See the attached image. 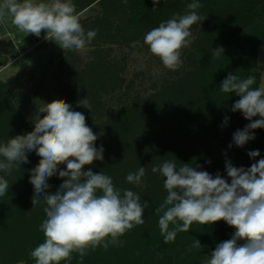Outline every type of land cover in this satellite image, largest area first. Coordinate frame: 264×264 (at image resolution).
Returning <instances> with one entry per match:
<instances>
[{"label": "clouds", "instance_id": "clouds-1", "mask_svg": "<svg viewBox=\"0 0 264 264\" xmlns=\"http://www.w3.org/2000/svg\"><path fill=\"white\" fill-rule=\"evenodd\" d=\"M152 3L155 11L161 0ZM201 6L193 0L186 5L184 14H174L144 36L151 54L166 69L176 71L182 67L183 50L195 39L191 28L206 19L197 12ZM8 23L37 37L44 30L45 39L54 40L64 51L83 52L97 35L95 30L84 29L73 0H0V25ZM223 51L222 47L212 49V58L218 59ZM255 82L254 75L241 78L229 73L220 86L221 92L240 97L232 111H240L252 121L234 133L233 141L238 147L255 139L253 130L264 128V84L253 88ZM78 105L91 111L87 97ZM257 116L260 119L253 121ZM227 122L225 117L224 124ZM97 139L83 112L66 100L56 99L37 107L33 131L0 143V173L5 174L0 176V197L7 195L10 187L5 176L29 162L27 153L35 151L40 157L30 175L34 187L32 209L43 203L45 213L39 225L44 240L28 253L35 264H61L70 261L73 253L82 260L89 250L123 246L120 238L145 223L144 212L149 205L141 202L137 192L117 188L112 177L103 172L85 171L86 165L104 159L103 147L95 146ZM248 155L254 159L260 153L254 150ZM62 164L66 168L58 167ZM57 172L63 183L56 192L49 193L48 179ZM151 172L164 178L167 192L155 210L165 244L175 242L178 233L189 232L194 223L212 225L223 220L236 231L231 239L219 243L203 264H264V159L247 169L226 162L230 183L219 173L213 177L191 164L177 167L172 160L153 165ZM145 176L146 168L140 166L126 175V181L146 188ZM240 240L245 242L238 244ZM192 248H201L198 239L189 251Z\"/></svg>", "mask_w": 264, "mask_h": 264}, {"label": "trees", "instance_id": "trees-1", "mask_svg": "<svg viewBox=\"0 0 264 264\" xmlns=\"http://www.w3.org/2000/svg\"><path fill=\"white\" fill-rule=\"evenodd\" d=\"M191 2L193 0H161L153 11L152 0H127L126 4L123 0H98L97 3L103 9V18L95 22L101 24L100 28L95 30V23L90 28H85L83 20L80 19V22L86 31L99 30L97 33L100 40L108 38L128 43L145 36L174 14H184L186 5ZM198 2L202 6L197 12L211 17L213 23L206 29V36L200 40L202 45L197 61L200 66L197 70L142 102L122 109L113 119H108V128L103 129L101 124L89 125L98 136L95 146L97 149H104V159L86 165L85 171L103 172L112 177L117 188L137 192L141 202L149 205L144 212L145 223L120 238L124 242L123 246H109L107 251L99 247L94 251L89 250L82 260L78 253H73L70 261L61 264H202L209 252L234 235L236 229L223 220L212 225L194 223L189 232L178 233L175 242L165 244L158 227L159 217L155 214L167 192L163 187L164 178L151 172L153 165L164 160L174 161L177 167L191 164L213 177L219 173L230 183L226 162L230 161L234 167L247 169L264 159V128L253 130L254 140L248 141L243 147L236 146L233 141L234 133L243 130L252 121L245 119L242 112L232 111L239 96L220 91V86L229 73L241 78L254 75L256 82L253 88L260 83L261 76L256 67L257 48L264 45V0ZM73 3L80 4V1L73 0ZM246 30L247 35L242 39ZM220 47L224 49L223 54L218 59L212 58V49ZM102 67L100 64L94 67L88 78L90 80L86 79L88 84L98 80L101 75L98 68ZM225 117H228L226 125ZM256 119L260 117H253V121ZM134 150L142 153V157L132 161L131 154ZM254 150H259L260 155L253 159L248 153ZM39 160H31L29 169L20 166L11 175L5 176L10 187L8 194L0 197V241L3 243L8 242V235L11 236L10 230L13 227L10 228V225L20 217L19 212L14 210L17 207L14 208L13 205L8 209L5 206L16 201L19 191L26 192L28 188H34L30 183L31 169ZM140 166L146 168V188L136 187L126 181V175L137 171ZM58 167L63 169L66 165ZM62 183L57 172L48 179L47 190L54 193ZM33 214L42 217L39 212ZM25 217L24 215L22 219ZM195 239L200 241L201 248L189 251ZM32 240L31 243L34 244ZM237 243L243 244V240ZM28 246L26 250L23 249L26 255L22 260L16 259L14 252L15 259L5 260V263L19 264L24 261L25 264H35L28 255L33 247L30 244ZM158 246L167 254L173 248L174 260L171 261L170 256L158 260L154 254Z\"/></svg>", "mask_w": 264, "mask_h": 264}, {"label": "rangeland", "instance_id": "rangeland-1", "mask_svg": "<svg viewBox=\"0 0 264 264\" xmlns=\"http://www.w3.org/2000/svg\"><path fill=\"white\" fill-rule=\"evenodd\" d=\"M79 1L80 4L74 5L86 25L85 28H90L93 23L95 30L100 28L101 24L95 22L103 18V9L97 3L98 0ZM198 14L206 19L192 26L191 31L195 39L183 50V65L176 71L166 69L160 59L151 54L149 47L144 43V36L126 43L108 38L100 40L97 33L85 51L77 52L64 51L54 40L52 43L51 40H46V33L37 37L19 31L11 23L0 25V39L12 38L16 45L8 53H0V143L33 131L37 107L42 102L66 100L74 109L83 112L88 126L101 124L102 128L106 129L108 119H113L122 109L142 102L183 76L195 72L200 66L197 62L202 45L200 40L206 36V29L213 23V19L206 17L205 13L198 11ZM246 35L247 30L242 39ZM257 51L256 71L261 76L258 85L260 87L264 84V46H259ZM99 64L103 65L98 68L101 75L98 80L88 84L86 79L90 78V72ZM85 97L92 105L91 111L78 105V101ZM43 115L40 114L41 118ZM27 155L29 162L22 163L21 167L29 169L30 161L40 157L35 151ZM138 157H142V153L134 150L131 160ZM46 191L51 193L47 189ZM19 192L16 201L5 206L8 209L13 205L14 208L17 207L14 210L19 212L20 217L12 224L9 221L10 228H13L10 230L11 236L8 235V242L0 241V264L9 259L12 261L15 255L16 259L22 260L26 255L24 248L26 250L29 244L34 248L44 240L43 233L39 231V225L45 218L43 203L40 207L32 209L34 188ZM35 212H39L42 217L34 216ZM24 215L26 217L23 220ZM154 254L158 260L170 256L172 261L175 257L173 248L167 254L160 246L155 249ZM210 254L211 252L203 262Z\"/></svg>", "mask_w": 264, "mask_h": 264}, {"label": "water", "instance_id": "water-1", "mask_svg": "<svg viewBox=\"0 0 264 264\" xmlns=\"http://www.w3.org/2000/svg\"><path fill=\"white\" fill-rule=\"evenodd\" d=\"M41 33H45L44 30L41 31ZM51 43L53 42V40L50 41ZM16 45L13 41L12 38H9V39H5V38H2L0 39V50L5 54V53H8V51L10 49H13L15 48Z\"/></svg>", "mask_w": 264, "mask_h": 264}, {"label": "flooded vegetation", "instance_id": "flooded-vegetation-1", "mask_svg": "<svg viewBox=\"0 0 264 264\" xmlns=\"http://www.w3.org/2000/svg\"><path fill=\"white\" fill-rule=\"evenodd\" d=\"M0 53H2V51H0Z\"/></svg>", "mask_w": 264, "mask_h": 264}, {"label": "crops", "instance_id": "crops-1", "mask_svg": "<svg viewBox=\"0 0 264 264\" xmlns=\"http://www.w3.org/2000/svg\"><path fill=\"white\" fill-rule=\"evenodd\" d=\"M261 46H264V45H261Z\"/></svg>", "mask_w": 264, "mask_h": 264}]
</instances>
